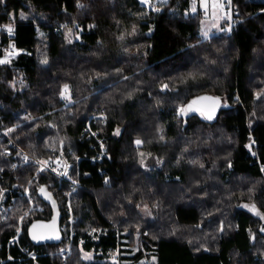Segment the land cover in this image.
<instances>
[{"label":"trees","instance_id":"1","mask_svg":"<svg viewBox=\"0 0 264 264\" xmlns=\"http://www.w3.org/2000/svg\"><path fill=\"white\" fill-rule=\"evenodd\" d=\"M198 1H157L151 14L139 0L0 2V21H15L16 43L27 51L0 64L6 126L16 125L13 139L39 158L64 144L82 173L71 199L75 236L62 257L65 240L38 246L27 229L52 217L38 189L48 186L63 212V187L36 165L0 155V264H116L109 257L131 248L135 262L149 264H264L263 219L241 208L264 216V1L232 0V31L208 39L200 37L202 16L187 14ZM4 42L0 31V56ZM203 93L224 99L213 122L179 111ZM99 110L105 121L90 126L108 156L93 162L100 146L83 133ZM25 111L29 121L20 118ZM15 181L44 207L25 216L20 241L48 254L23 261L16 246L7 248L29 207L21 192L13 205L4 199Z\"/></svg>","mask_w":264,"mask_h":264},{"label":"built area","instance_id":"2","mask_svg":"<svg viewBox=\"0 0 264 264\" xmlns=\"http://www.w3.org/2000/svg\"><path fill=\"white\" fill-rule=\"evenodd\" d=\"M157 8V1L156 0H149L147 3L146 11L148 14L155 12L153 8ZM7 26H11L13 31L9 33L7 31ZM0 31L3 32L5 35V42L3 43L2 47V55L0 59H4L6 57V53L10 51H15L16 54L13 56L8 57L10 64L19 54L27 52L24 49L19 48L16 43V26L15 21L13 19H9L5 22L0 21ZM58 31V29H56ZM14 45V49L11 47ZM5 65V64H1ZM24 121H29L32 118V114L30 112H23L20 115ZM100 118L102 121H105L106 115H94L90 118L87 123V127L84 130L83 135L85 137L90 138L94 137L100 146V151L97 153L98 158L96 161H101L103 158L107 157V146L102 139H100L96 132L92 130L90 126V121L92 119ZM16 125L6 126V122L4 120L3 114L0 113V155L4 157H12L15 158L16 166H24L28 164H34L37 166V173L40 171L48 172L56 177V182L59 186L63 187L64 193L67 195L66 204L64 210L62 212L63 219L61 222V229L62 231H66L67 236L63 239L66 241V245L63 247L64 249L61 251L59 250L58 253L61 256L69 255L71 251V246L73 243V239L75 236L74 230V223L77 221L76 216L74 215L73 208L71 206V199L75 195V193L81 188L82 182L81 177L82 173L79 168V163L76 159H72L68 156L67 152L63 148H52L50 150V155L44 159L39 158L28 151H26L23 147H21L14 139H13V131L15 130ZM93 162L95 161V157L92 159ZM66 173V174H65ZM103 175V172H100ZM87 175V174H86ZM16 178V177H15ZM66 189H65V188ZM3 193L6 196V200H8L10 205H13L16 201V193L24 194L27 200L30 203V210L35 211H44V207L41 204H37L33 201L32 193L29 189V186L24 187L23 184L20 182L15 181L12 185H5L3 187ZM29 212H25L23 217H25ZM22 217V218H23ZM22 222L20 223V227L17 230V233L14 237H12L8 241L7 248L16 246L21 255L19 257L20 261L36 258L39 255H46L45 251L39 249H31L21 243L20 241V234L22 232ZM62 249V248H61ZM52 254V253H50ZM10 259L12 257L10 256ZM120 264V263H118Z\"/></svg>","mask_w":264,"mask_h":264},{"label":"rangeland","instance_id":"3","mask_svg":"<svg viewBox=\"0 0 264 264\" xmlns=\"http://www.w3.org/2000/svg\"><path fill=\"white\" fill-rule=\"evenodd\" d=\"M156 1H165V0H156ZM258 1H264V0H258ZM210 3H220L223 4V10H220L218 8H210L208 7V5H210ZM205 4L207 5V7H205ZM193 6H195L196 10L193 11ZM145 8H147V5L144 6ZM200 14L202 16V26H201V30H200V37L202 39H208L214 35L217 34H222L224 32H231L232 28L234 26V23L236 21V17L238 14V10L235 7V5L233 4V1L230 0H200V3L198 2H193L192 6L189 8V10L187 11V14ZM222 17V18H221ZM204 32H207V36L204 35ZM75 38L79 39L80 38V34L79 32L74 33ZM64 86H62V91H64ZM68 86V85H67ZM64 99V101L68 104V103H72V93H71V88L70 86H68V91L65 94V96L62 97ZM185 112L183 113L185 116L189 115L188 112L186 111V106H185ZM101 114H105L104 110H99V111H95L94 115H101ZM92 115V116H94ZM138 140V139H137ZM141 140V139H139ZM142 141V140H141ZM137 145V144H136ZM141 144L137 145V146H141ZM64 144L60 143L59 146H54L57 148H63ZM47 158V157H46ZM44 158V159H46ZM2 195L4 197V199L6 198V196L4 195L3 191H2ZM33 196V195H32ZM34 198V196H33ZM34 202L35 199H33ZM29 203V201H28ZM71 206H72V200H71ZM65 207V206H64ZM73 208V207H72ZM252 211L256 213L257 209H253ZM25 212H30V203H29V207ZM40 212V211H38ZM5 216V214H4ZM262 217V215H260ZM23 217V215H22ZM20 218L19 221V226L18 229L20 227V223L22 222V229H23V222H24V218ZM63 219V218H62ZM263 222H264V218ZM75 225V223H74ZM17 229V230H18ZM118 234H122V232L120 230H118ZM121 242H125L124 239H121ZM122 249H126V250H130V247L128 246H122ZM59 249V250H63ZM132 251L130 252H123L120 253L119 251H117L115 254H113L112 256L109 257V260H111L112 262L118 264H149L147 263V258H145L144 260L135 262V260L132 258V256L134 255V253L136 252L137 248H131ZM95 253L92 252H88L85 253V258L87 261H92L95 258ZM65 257V256H62Z\"/></svg>","mask_w":264,"mask_h":264},{"label":"water","instance_id":"4","mask_svg":"<svg viewBox=\"0 0 264 264\" xmlns=\"http://www.w3.org/2000/svg\"><path fill=\"white\" fill-rule=\"evenodd\" d=\"M200 97H211V98H219L218 101L212 100H199ZM197 100V104L193 105L192 110H188V105L193 101ZM224 107V99L218 95L210 94V93H203L191 98L188 103L186 104V111L189 115H199L202 116L205 120L208 121H215L220 114V111ZM214 110V111H213ZM212 114L213 118L211 120L207 119V115ZM41 189L44 191L42 192ZM38 194L42 198L43 201L48 203L52 208V217L49 220H42L38 219L30 223L27 229L28 237L30 241L38 246L47 245V244H61L64 239V234L61 229V222H62V211L60 206L53 195L52 191L46 185H42L38 189ZM53 201L55 205H53ZM242 205L241 208L246 210L247 212H253L252 206ZM53 218H55V224L53 225ZM37 227L33 229V225ZM33 233H35L38 237L43 236V239H36L32 238ZM59 237L58 239L56 237Z\"/></svg>","mask_w":264,"mask_h":264},{"label":"snow or ice","instance_id":"5","mask_svg":"<svg viewBox=\"0 0 264 264\" xmlns=\"http://www.w3.org/2000/svg\"><path fill=\"white\" fill-rule=\"evenodd\" d=\"M0 2H2V0H0ZM141 3H145V4H147V3H149V0H141ZM229 3H230V0H229ZM77 6H78V7H83V5H81V4H79V3H78ZM205 7H207L206 4H205ZM212 7H213V8H218V9H220V10H223L224 5H223V4H220V3H214V4L212 5ZM153 10H154V11H157V12L160 11V9H159V8H156V7H154ZM192 10H193V11L196 10L195 6H193V9H192ZM24 18H26V17L24 16L23 13H21V19H24ZM221 18H222V17H221ZM7 31H8L9 33H12V31H13L12 27H11V26H7ZM70 31H71V30H69V32H70ZM204 35L207 36V32H204ZM11 47L14 49V45L11 46ZM15 54H16L15 51L7 52V53H6V57H5L4 59H0V64H6V63H9V59H8V57L13 56V55H15ZM42 63H47V59L45 58V60H43ZM165 87H167V85H165ZM67 91H68V86L65 85V86H64V91L61 92V96H62V97L65 96V94L67 93ZM198 99H199V100H212V99H214V100L218 101L219 98L200 97V98H198ZM197 102H198L197 100H193V101L188 105V110H189V111L192 110V109H193V105L197 104ZM179 111H180L181 113H184V112H185V109H184V108H181V109H179ZM213 111H214V110H213ZM212 118H213V115H212V114H208V115H207V119L211 120ZM116 134H117V135L119 134V129H117ZM161 139H163V137H161ZM135 143H136L137 145H139V144L142 143V141L138 139V140H136ZM142 155H143V154H142ZM65 174H66V173H65ZM41 191L43 192L44 190L41 189ZM53 205H55V202H54V201H53ZM245 207H247V206H245ZM252 208L255 209V206L253 205ZM256 215L260 216L261 213L257 210V211H256ZM261 218H264V216H262ZM54 224H55V218H53V225H54ZM36 227H37V226L34 224V225H33V229H35ZM221 230H223V229H221ZM261 231H264V229H261ZM32 238H33L34 240H36V239H43L44 237H43V236L38 237L35 233H33ZM56 238L58 239L59 237L57 236ZM86 258H87V257H86Z\"/></svg>","mask_w":264,"mask_h":264},{"label":"crops","instance_id":"6","mask_svg":"<svg viewBox=\"0 0 264 264\" xmlns=\"http://www.w3.org/2000/svg\"><path fill=\"white\" fill-rule=\"evenodd\" d=\"M139 2L141 3V0H139ZM198 3H200V0L198 1ZM142 5H147V4H145V3H141ZM214 3H210V5H208V7H210V8H213L212 7V5H213ZM85 253H88V252H85ZM85 253H84V257H85Z\"/></svg>","mask_w":264,"mask_h":264},{"label":"bare ground","instance_id":"7","mask_svg":"<svg viewBox=\"0 0 264 264\" xmlns=\"http://www.w3.org/2000/svg\"><path fill=\"white\" fill-rule=\"evenodd\" d=\"M56 29H58V31H56ZM59 31H60V28L59 27H55V32H59ZM97 158H95V160H97Z\"/></svg>","mask_w":264,"mask_h":264}]
</instances>
